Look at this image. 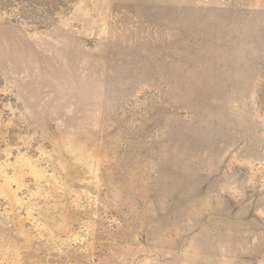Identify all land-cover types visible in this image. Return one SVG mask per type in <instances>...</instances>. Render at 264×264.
Listing matches in <instances>:
<instances>
[{
  "label": "rangeland",
  "instance_id": "1",
  "mask_svg": "<svg viewBox=\"0 0 264 264\" xmlns=\"http://www.w3.org/2000/svg\"><path fill=\"white\" fill-rule=\"evenodd\" d=\"M0 264H264V0H0Z\"/></svg>",
  "mask_w": 264,
  "mask_h": 264
}]
</instances>
